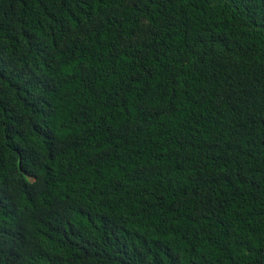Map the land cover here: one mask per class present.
Masks as SVG:
<instances>
[{
    "label": "trees",
    "instance_id": "1",
    "mask_svg": "<svg viewBox=\"0 0 264 264\" xmlns=\"http://www.w3.org/2000/svg\"><path fill=\"white\" fill-rule=\"evenodd\" d=\"M0 264H264V0H0Z\"/></svg>",
    "mask_w": 264,
    "mask_h": 264
}]
</instances>
